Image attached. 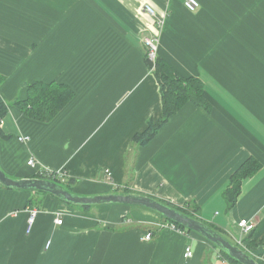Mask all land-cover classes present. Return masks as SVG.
<instances>
[{"label": "crops", "instance_id": "0c3cea01", "mask_svg": "<svg viewBox=\"0 0 264 264\" xmlns=\"http://www.w3.org/2000/svg\"><path fill=\"white\" fill-rule=\"evenodd\" d=\"M183 1L0 0L3 99L26 98L33 81L65 83L75 93L50 122L10 106L0 119L10 135L0 138V168L14 179L63 172L80 195L122 193L128 185L175 206L192 201L198 218L233 243L237 221H252L254 241L264 233V0H198L193 12ZM150 37L157 56L201 80L209 110L186 102L133 149L134 134L162 113L144 62L143 39ZM22 135L28 140L19 141ZM249 157L260 166L228 210L229 178ZM28 207L38 210L29 232ZM161 223L147 210L81 208L0 183V264H231L198 233L159 229Z\"/></svg>", "mask_w": 264, "mask_h": 264}, {"label": "trees", "instance_id": "16d2710c", "mask_svg": "<svg viewBox=\"0 0 264 264\" xmlns=\"http://www.w3.org/2000/svg\"><path fill=\"white\" fill-rule=\"evenodd\" d=\"M144 62L157 81L161 97L162 113L157 120L149 119L146 127L142 131L134 134L131 140V147L133 149L140 148L149 143L158 133L159 129L168 121L170 116L178 112V110L186 102H192L197 107H203L209 110V104L203 96V84L199 78L179 74L165 60L157 55L155 56L154 61H152L148 58L147 52L144 56ZM4 80L5 76L0 73V85L4 82ZM25 88L27 93L26 98L16 99L13 102H7L0 94V119L7 114L10 106H16L27 118L31 120L38 122H50L60 113L61 110L64 109V107L74 98L75 95L73 89L69 85L57 81H33L27 83ZM0 138L8 139L10 138V135L5 134L0 128ZM259 166L260 163L256 159L249 157L231 174L228 186L225 190L228 210L233 207L240 194L242 181L254 173ZM39 176L43 179L55 181L56 183L62 185L65 189L72 191L74 180L71 178L62 179L53 173H42L39 174ZM131 192L133 191L128 185H126L122 191V193ZM162 202L178 209L188 216L199 219V206L192 201L186 202L183 206H175L165 201ZM90 207L91 206L83 208ZM160 217L162 218L163 223H174L162 215H160ZM204 223L220 234L222 233L215 227V225L207 222ZM174 224L178 228L186 229L179 224ZM251 232L245 237V242H247L248 247L253 250L264 248V233L258 239L249 241ZM218 252L220 258L229 261V263L240 264L225 252L221 250H218Z\"/></svg>", "mask_w": 264, "mask_h": 264}, {"label": "water", "instance_id": "95a60500", "mask_svg": "<svg viewBox=\"0 0 264 264\" xmlns=\"http://www.w3.org/2000/svg\"><path fill=\"white\" fill-rule=\"evenodd\" d=\"M0 183L13 189L39 191L51 194L60 200L82 207L98 206L104 204H120L140 206L152 210L166 219L181 225L187 230L194 231L205 240L214 245L218 250L228 254L240 264H259L253 256L238 245L232 243L225 236L208 226L203 221L188 216L151 196L135 193H106L97 195H80L65 189L55 181L43 178H21L8 177L0 168Z\"/></svg>", "mask_w": 264, "mask_h": 264}, {"label": "built area", "instance_id": "2783aa9c", "mask_svg": "<svg viewBox=\"0 0 264 264\" xmlns=\"http://www.w3.org/2000/svg\"><path fill=\"white\" fill-rule=\"evenodd\" d=\"M183 5L188 11L193 12L199 7V2H198V0H184L183 1ZM144 10L147 13H149V14H152V15L155 14V11H154L153 7L151 5H149V4L144 6ZM143 42L147 46V56H148V58L150 60L154 61L155 56H156V51H157V38L156 37L155 38L154 37L144 38ZM18 140L21 141V142H25V141L28 140V136H24V135L18 136ZM27 164L30 165V166H35L36 162L34 161L33 158H30L29 160H27ZM58 174H59V176H63L65 173L60 172ZM27 213H28L27 224H28V232H29L31 227H32V225L35 222V218H36V215L38 213V210L36 208H34V207H28L27 208ZM56 223L57 224H61L62 223V219L57 218L56 219ZM237 225L240 228V236L235 238V243L249 253L248 249L245 248L246 247V242H245V237L244 236L249 234L254 229L255 224L252 221L248 220V219L242 218V219L237 221ZM166 228L173 229V230H175L176 232H178L180 234H185L187 232L185 229L178 228L174 223H171V222H164V223L159 224V229H166ZM151 237H152V232L149 231V232H147L144 235L143 239L144 240H149V239H151ZM192 253L193 252H192L191 247L189 245H187L185 247L184 257H186V258L191 257ZM249 254H251L252 256H254L256 258L261 259L264 262V253H260L259 254L257 252V253L254 254L251 251Z\"/></svg>", "mask_w": 264, "mask_h": 264}, {"label": "rangeland", "instance_id": "374dc122", "mask_svg": "<svg viewBox=\"0 0 264 264\" xmlns=\"http://www.w3.org/2000/svg\"><path fill=\"white\" fill-rule=\"evenodd\" d=\"M131 157H132V155H130ZM132 163H131V167H132ZM129 172H130V175H134V168H132L131 170H129ZM122 191L124 190V188L122 187V189H121ZM30 191V190H29ZM68 204H70V203H68ZM70 205H73V206H77V205H74V204H70ZM107 205H110V204H107ZM126 206H128V207H130L131 208V210H133V211H137V210H147V211H149V212H151V213H153V214H157V215H159L158 213H156V212H154V211H152V210H149V209H147V208H144V207H140V206H130V205H126ZM79 207H81V208H83L82 206H79ZM130 215L131 216H133V214H131L130 213ZM160 216V215H159ZM237 233L239 232V229L238 230H235ZM190 232V234H194L195 232L194 231H189ZM197 234V233H196ZM239 236H240V234H239ZM239 236H237V237H239ZM228 238V240H231L232 241V239L231 238H229V237H227ZM245 248H247L248 249V251H249V253L252 251L254 254L255 253H257V251L259 250H253V249H251V248H249L248 247V245H247V242H246V247ZM260 254V253H259ZM252 256V255H251ZM254 257V256H253ZM254 258H256V257H254ZM259 264H264V262L261 260V259H259V258H256L255 259Z\"/></svg>", "mask_w": 264, "mask_h": 264}]
</instances>
